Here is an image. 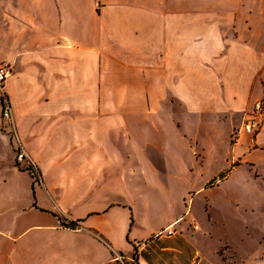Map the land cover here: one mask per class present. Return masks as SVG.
Here are the masks:
<instances>
[{"label":"crops","instance_id":"0c3cea01","mask_svg":"<svg viewBox=\"0 0 264 264\" xmlns=\"http://www.w3.org/2000/svg\"><path fill=\"white\" fill-rule=\"evenodd\" d=\"M1 64L14 71L4 95L17 137L0 101V264H121L134 249L136 264H260L234 257L217 230L220 199L210 218L197 206L191 228L183 202L203 186L182 193L167 221V192L153 191L164 187L154 168L166 167L165 134L175 133L179 163L193 141L203 163L231 166L225 183L243 171L264 196V117L255 136L240 121L264 100V0H0ZM154 104H175L177 127H154ZM111 133L151 191L139 217L133 187L110 171L123 167Z\"/></svg>","mask_w":264,"mask_h":264},{"label":"rangeland","instance_id":"374dc122","mask_svg":"<svg viewBox=\"0 0 264 264\" xmlns=\"http://www.w3.org/2000/svg\"><path fill=\"white\" fill-rule=\"evenodd\" d=\"M263 102V111H261L258 116V125L254 129L251 136H255L261 128V124L264 117V100ZM138 116L141 112L145 111V104H136ZM165 108H161V105L155 107L153 105V119H154V127H177L176 124V106L175 104H165ZM112 103H105L106 110L112 109ZM254 107V106H253ZM169 113L167 118H160L158 116L159 112ZM253 110V109H252ZM252 110L248 113L246 117L240 118V121L243 125L248 123L250 120L249 116ZM172 115V116H171ZM163 116V115H162ZM171 116V117H170ZM172 119V121H171ZM142 119L140 117L137 118V125L140 126ZM189 127L193 129L194 124L192 123ZM198 127V124L196 128ZM197 130V129H196ZM228 133V128H222V135L220 137H226ZM250 134V133H249ZM117 134H108L106 136L107 144H112L117 148V152L120 155V159L123 161V167L119 170L112 169V173L120 177L123 181L126 182L124 185L132 186V192L130 193V200L134 205V211L136 214L141 215L143 213V205L148 199V195L151 194V191L146 188V185L139 179V176L134 177L133 173H129L130 164L126 161L125 155V147L127 141L115 139ZM237 133L232 134L231 142L234 143L236 141ZM165 148L164 155L166 160V167L164 166H156L154 169L159 171L162 175V181L164 182V187L160 189L159 187L153 192H167V204L169 205V213L165 214L164 219L170 220L174 213L181 210V207L177 205L179 201L180 195L182 193L188 192L189 189L198 190L199 188H203L202 195L204 198L196 197L190 191V197L186 198L183 202V214L184 216H188V220L191 223V228L194 230H198V226L196 221L199 220L200 216L196 213V207L199 206L205 215L204 217H211L207 215L206 212L209 211V202L215 200L217 202L220 199V203L218 206H223L226 210L221 214H218V223L217 230L224 231L226 235L229 237L230 242L232 244L231 252L234 254V257L242 258L243 260H256L257 263L264 264V196L256 190V183L251 182L246 184L243 181L244 173L241 171L239 173V177L225 183L224 180L217 179V175L223 169V174L220 176H224L226 172L231 168V166H223V164H216L211 159H208L205 163L202 162L203 153L200 151L198 147V143L190 142V147L192 150L185 151L184 155V165L179 163L177 160V153L181 154V151L178 149L179 139L175 133L173 134H165ZM114 139V140H113ZM206 139V138H205ZM113 142V143H112ZM115 142H117L115 144ZM202 146H208L206 141H201ZM227 146V145H226ZM207 148V147H206ZM120 150V152H119ZM149 154H151V150L149 149ZM193 154V155H192ZM197 160L195 163L194 158ZM128 163V164H127ZM108 171V170H107ZM264 172V168L261 170ZM139 174V172H138ZM216 176L215 179H212L213 176ZM219 177V176H218ZM243 177V178H242ZM210 178V179H209ZM206 184H204V182ZM134 181V183H132ZM247 181V180H246ZM258 186L264 189V180L262 183H258ZM258 191V192H257ZM122 184H120L119 189H107L105 193L106 201L108 199L115 200L118 193H122ZM227 195V196H226ZM200 203L198 204L199 199ZM227 201V202H226ZM226 202V204L224 203ZM176 203V206H175ZM217 206V207H218ZM173 207L175 209H173ZM197 227V229H196ZM226 248L222 250V254L224 256V260L228 261L229 256L224 252ZM134 254V252H133ZM127 257L125 254H121V264H136L134 256ZM228 263H231L228 261Z\"/></svg>","mask_w":264,"mask_h":264},{"label":"built area","instance_id":"2783aa9c","mask_svg":"<svg viewBox=\"0 0 264 264\" xmlns=\"http://www.w3.org/2000/svg\"><path fill=\"white\" fill-rule=\"evenodd\" d=\"M14 71L11 65L8 64H1L0 65V98L4 96V89L6 83L13 77ZM3 110H2V118L4 120L5 127L10 128L11 130H14V123H13V116H12V110L10 108V104L7 100L3 101L2 103ZM261 111H263V102H257L254 104L253 110L249 116L250 120H248V123L245 124L244 129L247 133H253L254 129L258 125V116L260 115ZM12 130L13 137H17L16 133ZM27 158L24 151H22V148L19 146L18 152H17V162L21 163L25 161ZM197 229V227H196ZM168 235H172L174 231L168 229L166 232Z\"/></svg>","mask_w":264,"mask_h":264},{"label":"trees","instance_id":"16d2710c","mask_svg":"<svg viewBox=\"0 0 264 264\" xmlns=\"http://www.w3.org/2000/svg\"><path fill=\"white\" fill-rule=\"evenodd\" d=\"M7 100V97L4 95L2 98H0V101L1 103H3V101ZM8 101V100H7ZM27 171L33 176V177H38L40 174L38 172V170H36V168H33V167H29L27 169ZM225 177L222 176L220 177V180H223ZM63 226L65 227H70V228H73L75 229L76 227H78V223L76 222H72V223H69V224H66V223H62ZM134 258H135V261H137V250L134 249V254H133Z\"/></svg>","mask_w":264,"mask_h":264}]
</instances>
